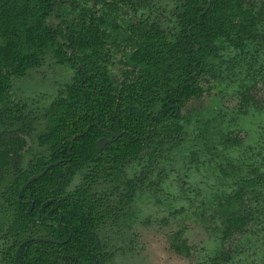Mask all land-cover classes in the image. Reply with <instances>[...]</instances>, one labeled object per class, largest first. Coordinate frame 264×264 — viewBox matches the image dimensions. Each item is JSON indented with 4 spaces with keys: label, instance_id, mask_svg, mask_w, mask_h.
Segmentation results:
<instances>
[{
    "label": "trees",
    "instance_id": "1",
    "mask_svg": "<svg viewBox=\"0 0 264 264\" xmlns=\"http://www.w3.org/2000/svg\"><path fill=\"white\" fill-rule=\"evenodd\" d=\"M84 1L70 0L74 17L56 24L48 18L65 0H0V124L6 123L0 130V185L6 183L4 202L12 215L4 231L3 256L9 264H67L70 256L94 264L99 245L93 231L103 216L93 181L108 169L116 175L126 161L144 157L147 147L156 149L163 132L174 138L182 129L183 107L205 91L200 78L236 58H223L222 49L242 54L264 45V0H212L209 7V0H176L173 29L149 27L141 19L129 24L126 38L136 47L126 54L131 68L118 81L109 73L103 47L112 37L108 20L82 6ZM117 1L93 0L109 7ZM45 52L69 63L74 74L39 113L45 123L38 142L45 153H35L24 166L27 124L7 126L23 119L27 105L11 98V76L38 64ZM243 97L248 100L247 91ZM102 136L112 137L105 148L97 145ZM76 175L87 186L68 191ZM231 215L225 236L247 222L244 215ZM171 245L178 251L183 247L174 237ZM95 264H104L103 254Z\"/></svg>",
    "mask_w": 264,
    "mask_h": 264
},
{
    "label": "rangeland",
    "instance_id": "2",
    "mask_svg": "<svg viewBox=\"0 0 264 264\" xmlns=\"http://www.w3.org/2000/svg\"><path fill=\"white\" fill-rule=\"evenodd\" d=\"M133 2L118 0L108 9L110 23L118 27H109L113 37L105 50L110 74L118 79L129 69L125 53L134 47L126 38L128 23L148 16L169 28L176 5V0ZM70 7L65 0L50 20H63ZM238 51L222 49L223 58L236 57L233 63H222L214 74L200 78L205 91L183 107L182 129L174 138L163 132L154 142L156 149L151 145L144 157L125 162L117 176L108 169L93 181L91 191L111 209L97 229L109 254L106 264H213L214 258L219 264H264V45L257 52ZM73 74L69 63L45 52L38 64L11 76V98L27 105L23 119L7 126L27 124L22 133L24 166L35 153H45L38 142L45 123L39 113ZM5 127L0 124V130ZM139 175L145 179H136L129 197L125 181ZM84 181L76 175L71 187L87 185ZM5 189L6 183L1 184L0 264H9L3 256L4 231L12 215L4 202ZM237 213L247 222L225 236L228 217ZM173 237L183 244L181 250L171 245Z\"/></svg>",
    "mask_w": 264,
    "mask_h": 264
},
{
    "label": "flooded vegetation",
    "instance_id": "3",
    "mask_svg": "<svg viewBox=\"0 0 264 264\" xmlns=\"http://www.w3.org/2000/svg\"><path fill=\"white\" fill-rule=\"evenodd\" d=\"M130 3H132L133 2V0H128ZM212 1V0H211ZM211 1L209 0V5H210V3H211ZM118 3V1L116 2V4ZM82 4V6L84 5V7H86V8H92L94 11H96L97 12V14H104L105 15V17H106V19L108 20V27H110V26H112L113 28H117L118 27V24H116L117 26L116 27H114V25L113 24H115V22L113 21V22H111L110 23V20H109V17H108V9H110V10H112V9H114L115 8V6H116V4H114L112 7H109V6H107V5H104V4H102V3H98V4H95L94 2H93V0H86V1H84V3L82 2L81 3ZM80 5V4H79ZM133 5H135V2H133ZM209 5H207V7H209ZM81 7V6H80ZM136 8V7H135ZM57 10V9H56ZM67 14L64 16V19L68 16V17H74V14L73 13H71V7L70 8H68L67 10ZM53 15V14H52ZM52 17V16H51ZM51 17H49L48 18V20H50V18ZM146 20L147 21V24H148V26L149 27H153V26H156V27H158V25H160V26H163L162 25V23L157 19V21H155V20H151V18L150 17H139V18H136V19H134V20H132L131 22H129L128 23V27H127V33H128V31H129V24H131V23H133V22H135V21H138V20ZM62 21V20H61ZM61 21H58L56 24H60L61 23ZM175 23H176V17H175V8H174V10H173V17H172V19H171V25H170V27L169 28H166V27H164L163 26V30H165V31H168V30H170V29H173L174 28V25H175ZM108 30L110 31V32H112L109 28H108ZM112 37H113V35H112ZM111 37V38H112ZM126 37H127V34H126ZM111 38H109L108 40H110ZM108 40H106L105 41V43H104V45H103V47H104V51L106 52V50H105V47H106V45H107V43H108ZM116 41V39H112V42H115ZM134 44V42H131V44ZM133 47V46H132ZM136 47V45L134 44V47L132 48V50L131 51H129V52H126L125 53V59H126V54H128V53H130V52H132L133 51V49ZM69 52H71V49H69L68 50ZM107 53V52H106ZM108 54V53H107ZM108 58H109V60H108V70H109V62H110V56L108 55ZM125 59H124V61H125ZM125 63V62H124ZM128 67H129V69L131 68L129 65H127ZM125 70H127V69H125ZM123 72L124 71H122V78H123ZM109 73H110V70H109ZM111 75V74H110ZM112 77V76H111ZM112 78H114V77H112ZM114 79H117L118 81H121V79H118V78H114ZM102 137H106V136H102ZM107 139H108V141L109 140H111L112 139V137H106ZM107 141V142H108ZM107 142L103 145V147L102 148H105V146H106V144H107ZM127 162V161H126ZM125 164V163H124ZM124 164H123V166H124ZM122 166V167H123ZM121 167V168H122ZM120 170H117V172H119ZM117 176V175H116ZM116 178V177H115ZM131 179H133L134 180V183L133 184H131L130 186H128V190H127V192L125 193L126 195H128L129 197H131V195H132V191H133V189L135 188V185H136V177L135 178H131ZM127 181V180H126ZM126 181H125V183H126ZM127 184V183H126ZM128 185V184H127ZM72 185L70 184L69 186H68V191H73L75 188H77V186L75 187V188H72L71 187ZM87 185H84V187H86ZM71 193H68L67 195H70ZM85 194V193H84ZM84 196H86V194L84 195ZM97 198H99V200H98V205H99V214L100 215H102L103 216V218L101 219V223L103 222V220L105 219V217H107V216H109L110 215V213H111V209H110V207H108V206H106V204H105V202H104V199L102 198V196H96ZM102 198V199H101ZM101 225V224H100ZM99 225V226H100ZM99 226L93 231V236H94V238L97 240V243H98V245H99V249H98V251H97V253L95 254V259H94V264L98 261V255L100 256L101 254H103V257H104V264H106V258H107V256L109 255L108 253H106L104 250H103V244L101 243V241H100V239H99V236H98V234H97V229L99 228ZM36 237H44V236H35L34 238H36ZM47 237H50V236H47ZM51 238H54V237H51ZM55 239H57V238H55ZM36 240V239H35ZM59 240V239H58ZM54 242H56V241H54ZM57 242H60V240L59 241H57ZM18 255V254H17ZM15 257H16V253H15ZM16 260H17V257H16ZM66 263L67 264H82L81 262H78V259L77 258H73L72 256H70V257H67L66 258Z\"/></svg>",
    "mask_w": 264,
    "mask_h": 264
},
{
    "label": "water",
    "instance_id": "4",
    "mask_svg": "<svg viewBox=\"0 0 264 264\" xmlns=\"http://www.w3.org/2000/svg\"><path fill=\"white\" fill-rule=\"evenodd\" d=\"M211 1V0H210ZM209 5V4H208ZM108 141V139L106 137H100L98 140H97V145L99 148H102L103 145ZM59 161L56 160V161H53L52 164H56L58 163ZM50 164L46 165L45 169L43 171H40L38 173H35L33 175H31L23 184L22 188L24 186H26L30 181H32L34 178L36 177H39L41 176L48 168H49ZM36 240H51V241H59L58 239H55V238H51V237H47V236H44V237H36L35 238ZM20 246H18L17 250H16V257H17V254H18V250H19Z\"/></svg>",
    "mask_w": 264,
    "mask_h": 264
}]
</instances>
